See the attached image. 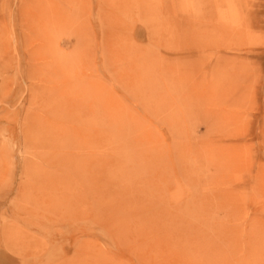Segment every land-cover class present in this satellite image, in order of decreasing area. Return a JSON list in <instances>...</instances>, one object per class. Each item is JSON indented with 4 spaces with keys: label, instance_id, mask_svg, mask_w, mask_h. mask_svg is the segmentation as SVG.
I'll return each mask as SVG.
<instances>
[{
    "label": "rangeland",
    "instance_id": "obj_1",
    "mask_svg": "<svg viewBox=\"0 0 264 264\" xmlns=\"http://www.w3.org/2000/svg\"><path fill=\"white\" fill-rule=\"evenodd\" d=\"M0 264H264V0H0Z\"/></svg>",
    "mask_w": 264,
    "mask_h": 264
}]
</instances>
